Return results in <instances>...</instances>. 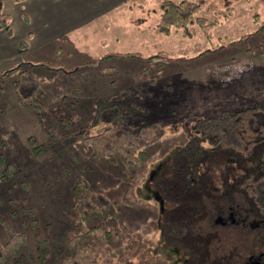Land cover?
<instances>
[{
    "label": "rangeland",
    "instance_id": "obj_1",
    "mask_svg": "<svg viewBox=\"0 0 264 264\" xmlns=\"http://www.w3.org/2000/svg\"><path fill=\"white\" fill-rule=\"evenodd\" d=\"M109 1L114 0H85L84 7L96 4L94 9H98ZM228 1L226 4L234 7L233 12L229 9L225 18H221L224 22L212 29L213 36L208 40L201 33H195L189 21L163 22L161 0H126L124 5L129 12L126 17L136 31L181 39L190 45L186 48L188 51L184 52L182 47L181 54L163 50L145 52L139 47L141 51L112 52L107 50L105 41L102 54L70 68L63 62L68 55L60 49L52 62H45L74 69L97 61L105 54L120 57L74 73L55 71L45 75L39 72L46 91L43 118L32 106L20 102L12 88L13 75L4 81L5 87L0 90V153L14 162L18 170L0 179V249L8 244L11 232H26L27 240L15 253L4 249L6 259L0 264H39L35 234L49 240L45 264H57L71 254L69 239L97 224L96 219L77 221L80 212L73 208L72 195L77 175H84L92 190L109 199L111 217L107 226L126 225L129 229L123 243L106 246L98 264L184 263L185 244L172 240L173 231L166 230L159 201L145 188L147 185L155 188V184L143 183V180L160 165V177L171 176L174 159L181 158L183 151H192L198 142L202 148L209 146L197 129L199 117L218 115L224 109L235 111L256 103L264 105V5L255 6L258 0ZM216 2L222 5L223 11L225 0ZM9 9L6 6L4 12L20 34L24 23ZM255 13H260L261 18H255ZM32 25L38 35L43 34L40 20L34 19ZM243 34L246 40L229 45ZM113 37L116 39L111 42L116 49L124 44L123 39ZM35 38L34 46L38 41ZM139 86L141 98L134 103L138 111H130L124 126L137 132L147 121L162 120L164 136L149 146V168L140 180L142 185L137 188L139 200L130 206L123 201L125 179L130 173L123 169L121 158L115 155L96 157L82 136L63 138L62 135L91 124L102 100L119 90ZM47 126L54 129L58 141L48 152L37 155L32 150L30 137L39 143L48 140ZM89 129H86L87 134H91ZM70 151L80 155L82 160L74 159ZM173 204L165 200L164 210H171ZM237 205V212L241 214L245 204L237 200ZM222 228L230 229L231 226ZM195 250L199 248L195 246ZM172 252L176 254L172 256Z\"/></svg>",
    "mask_w": 264,
    "mask_h": 264
},
{
    "label": "trees",
    "instance_id": "obj_2",
    "mask_svg": "<svg viewBox=\"0 0 264 264\" xmlns=\"http://www.w3.org/2000/svg\"><path fill=\"white\" fill-rule=\"evenodd\" d=\"M228 2L225 0L222 11V5H216V0H161L162 21H189L194 25L195 33H201L210 40L212 29L224 22L221 18H225L229 9L233 12L234 7L226 4ZM261 3L264 5V0L254 2V5L261 6ZM254 17L259 19L261 14L255 13ZM11 27L9 15L3 11L0 2V31L10 32ZM245 36L243 34L241 38L231 40L229 45L246 40ZM114 57L120 56L105 54L97 61L74 69H66L59 63L22 62L0 73V90L5 87L4 81L13 75L12 88L20 102L32 106L38 116L43 118L46 91L39 72L45 75L55 71L74 73L80 69L97 67ZM135 88L127 87L102 100L91 124L62 135L63 138L82 136L96 157L115 155L121 158L123 169L130 173V177L125 179L123 194V201L130 206L139 200L137 188L142 185L140 180L146 176L149 168V146L164 136L162 120L147 121L137 132L124 126L130 111H138L134 103L141 98L138 94L140 86ZM140 95L144 96V93ZM68 124L72 125L70 122ZM196 125L208 140L209 146L202 148L198 142L192 151H183L181 158L174 159L172 175L162 176L158 180L166 200L174 203L170 210L176 220L175 226L171 228L172 234L179 233L181 239L191 235L190 245L194 243L199 248V254H196L197 258L192 264H235L245 254L244 248L250 241L255 251L264 248V224H260L254 232H248L247 222L241 223L239 228L233 226L225 229L215 220L225 207L238 208L237 200L243 201V211L249 210L254 220L264 219V105L256 103L235 111L224 109L218 115L199 117ZM87 128H90L91 134H87ZM47 130L49 139L42 143L30 137L32 150L37 155L48 152L58 141L54 129L47 126ZM70 152L74 159L82 160L80 155ZM17 170L16 164L8 160L4 153H0V179L13 175ZM161 170V165L156 166L154 173L158 171L160 174ZM149 179L144 177L143 183L149 182ZM161 179H164L162 183ZM72 195L73 208L80 212L77 221H98L85 232L69 239L71 254L57 264H98L106 246L123 243L129 235V229L126 225L107 226L111 217L110 201L100 192L92 190L84 175L75 177ZM243 216L247 218L246 214ZM35 236L38 263L45 264L49 254V240L39 234ZM25 240L26 232H11L8 244L3 248L15 253L26 243ZM4 249H0V263L6 259Z\"/></svg>",
    "mask_w": 264,
    "mask_h": 264
},
{
    "label": "crops",
    "instance_id": "obj_3",
    "mask_svg": "<svg viewBox=\"0 0 264 264\" xmlns=\"http://www.w3.org/2000/svg\"><path fill=\"white\" fill-rule=\"evenodd\" d=\"M0 1L3 11L7 6L24 23V30L20 34L13 23L10 32L0 31V73L20 62H52L60 49L68 55V59L66 60V56L63 62H67L71 68L103 53L105 47L102 42L105 41L108 51L121 53L140 50V47L145 52L163 50L171 54H181L182 47L184 52L190 47L181 39L136 31L126 17L129 13L124 5L126 0L109 1L98 9H94L96 4L89 8L84 7L85 0ZM34 19L40 20L42 35H38L33 27ZM110 32L113 34L109 35ZM114 35L124 40V44L118 49L111 42L116 39ZM35 36L38 41L34 46Z\"/></svg>",
    "mask_w": 264,
    "mask_h": 264
},
{
    "label": "flooded vegetation",
    "instance_id": "obj_4",
    "mask_svg": "<svg viewBox=\"0 0 264 264\" xmlns=\"http://www.w3.org/2000/svg\"><path fill=\"white\" fill-rule=\"evenodd\" d=\"M154 171H155V169H154ZM154 171H152V175L149 177L150 178L149 184L150 183L155 184V188L150 187L151 185L150 186L147 185L145 188H147V190H149V192L152 193V195L154 196V198L156 200L157 199L163 200V207L161 209L162 210L161 216L165 220L164 225L166 226V230H169V228H172V226H175L174 225L176 223V220L174 217L175 214H173V212H171L170 210L169 211L164 210V203H165V200L167 197L163 193L164 189H162V187L160 186L159 181H158L160 178V174H158V171H157V173H154ZM163 180L164 179H161L160 183H162ZM243 212H245V213H243ZM243 212L241 214H239V211L237 212V208H234L233 206H228V208L225 207V209H223L221 211V214L217 217V219L215 221L218 225H220L222 227L236 226L237 228H239V225L241 223L247 222L248 224H246V223L245 224H246V228L248 229V232H254V230L260 224H264V219L254 220L251 217V215H249L251 213V212H249V210L243 211ZM243 214L247 215L246 219L243 218L244 217ZM171 236H172V240H175V242H177L179 244H183V243L185 244L184 248L186 249V252L184 254V260H183L184 263L183 264H192L193 260L197 258V256L194 253L199 254V251H197V252H196V250L194 251L195 245H190L189 242L191 240H189V238L191 237V235H189V236L187 235V237L183 238V239H181L179 237V233L171 234ZM253 247H254L253 242L250 241L248 246H246V248H244L245 254L244 255L242 254V256H241L242 259L240 257L239 260L235 261L236 262L235 264H264V248L259 249L258 251H255V249ZM176 252L178 254L177 250H176ZM176 252H172V256H174L176 254Z\"/></svg>",
    "mask_w": 264,
    "mask_h": 264
},
{
    "label": "water",
    "instance_id": "obj_5",
    "mask_svg": "<svg viewBox=\"0 0 264 264\" xmlns=\"http://www.w3.org/2000/svg\"><path fill=\"white\" fill-rule=\"evenodd\" d=\"M158 201H159V203H160V206H161V209H162V207H163V200H159V199H157ZM220 219V218H219Z\"/></svg>",
    "mask_w": 264,
    "mask_h": 264
}]
</instances>
